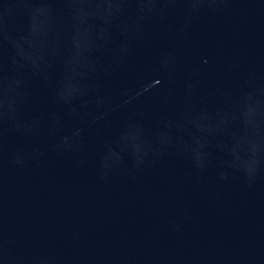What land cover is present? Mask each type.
Wrapping results in <instances>:
<instances>
[{
	"label": "water",
	"instance_id": "1",
	"mask_svg": "<svg viewBox=\"0 0 264 264\" xmlns=\"http://www.w3.org/2000/svg\"><path fill=\"white\" fill-rule=\"evenodd\" d=\"M0 264H264V0H0Z\"/></svg>",
	"mask_w": 264,
	"mask_h": 264
}]
</instances>
